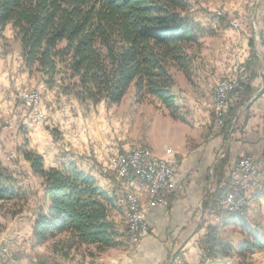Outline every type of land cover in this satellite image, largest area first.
<instances>
[{"label": "crops", "instance_id": "1", "mask_svg": "<svg viewBox=\"0 0 264 264\" xmlns=\"http://www.w3.org/2000/svg\"><path fill=\"white\" fill-rule=\"evenodd\" d=\"M229 4L234 16L251 13L256 24L249 30L245 26L211 30L218 32L220 40L202 46L193 58L195 73L190 70L188 76L179 71L172 85L177 118L156 99L135 103L134 91L125 94L118 104L101 100L93 105L63 92L59 80L48 85L39 72L28 70L21 60L14 30L11 25L5 27L0 36L3 167H16L22 162L31 173L19 149H32L43 157L47 167L75 164L93 175L102 188L115 193L102 174L109 156L143 144L159 157L176 160L173 188L166 195L168 206L147 210L150 227L137 243L97 253L93 245L83 244L65 256L48 246L50 264H211L201 257L203 229L196 231L199 214L211 213L208 196L226 184L231 159L248 156L258 162L264 160V0H232ZM234 43L242 57L244 82L252 92L237 107L234 118L231 104L225 126L214 132L212 88L221 76L234 72L230 52ZM35 86L41 90L40 106L48 114L44 124H35L31 112L21 108L18 99L21 90ZM135 193L141 196V189H135ZM44 199L49 201L45 194ZM203 201L208 205L202 206ZM112 217L124 219L120 212ZM31 237L33 240V228ZM86 247L94 254L87 253ZM179 250L181 257L175 258Z\"/></svg>", "mask_w": 264, "mask_h": 264}, {"label": "trees", "instance_id": "2", "mask_svg": "<svg viewBox=\"0 0 264 264\" xmlns=\"http://www.w3.org/2000/svg\"><path fill=\"white\" fill-rule=\"evenodd\" d=\"M187 7V0H0V36L11 25L28 70L48 85L59 80V89L83 103L118 104L133 84L135 103L156 99L177 118L170 69L188 75L186 46L203 34ZM251 92L245 83L244 98ZM240 105L233 106V118ZM24 157L49 199L33 223L37 243L65 234L51 245L63 256L83 244L97 252L127 244L125 224L119 231L111 214L118 210L115 193L75 164L46 167L34 151ZM225 189L208 196L213 207ZM22 193L0 160V202ZM238 214L230 213L231 219ZM208 237L212 246V233ZM225 245L218 241L214 247L227 254ZM258 251L264 252V239L257 235L244 236L234 249L237 257Z\"/></svg>", "mask_w": 264, "mask_h": 264}, {"label": "rangeland", "instance_id": "3", "mask_svg": "<svg viewBox=\"0 0 264 264\" xmlns=\"http://www.w3.org/2000/svg\"><path fill=\"white\" fill-rule=\"evenodd\" d=\"M230 1L232 0H187V15H189L193 19L196 25L199 24V26L203 29V34L198 37L197 41L186 46L185 52L188 57V71L191 70L190 72H193V74L195 73V62H193V58L196 56V52L198 50L200 51L202 46H211L213 44L215 45V43L218 42L221 38V36L217 37L218 32L213 33L211 31L212 29L225 30L229 26L233 28L232 22H229V20L231 19H239L242 22L240 28L244 26L248 30L254 28L256 22L251 19V13L247 12L246 14L240 16H234L235 14H233L232 10L233 6H230L229 4ZM217 11H221L223 14L216 15ZM18 42L19 43L17 44L20 48V41L18 40ZM235 45L237 46V44L235 43L230 45L231 54L233 50L232 48ZM13 47L14 46L12 44V48ZM22 58L21 60H23ZM179 71L180 70H178L176 67H172L170 69V73L173 76L174 80L175 78H178ZM219 79H217V81ZM244 85L245 82L243 81V87ZM34 89H37L40 93V102V100H42L41 90L36 86L25 88L18 94L21 108H23L24 110L26 109L30 111V109H27L23 106L19 97L22 95V92L25 94H34ZM132 91H134L133 84H131V86L127 90V93L129 94ZM212 100L213 108H217V99H214V86L212 88ZM246 101L247 99L244 98V93H242L240 99L233 102V106L237 105L238 103H241V105H243ZM31 114L32 116H37L39 114L38 106H31ZM228 119L229 118L227 115L225 124ZM212 123L213 126L218 124V117L216 113H213ZM219 130L220 129H214V132H217ZM21 145H24V143H21ZM17 146L19 147V145H16V150L18 151ZM145 147L153 152V150L150 149L149 146ZM19 151H22L24 155V151H32V149H25L22 147L21 149H19ZM241 157L231 159V165L228 166V171L226 170L225 174V178H227L228 180L226 184H224L217 190L221 189L222 191L223 187H228L231 169L235 161H237ZM107 159L104 165L105 169L102 170V174L106 176L108 182H110L114 187L118 210H116L115 208L111 211V214L112 216H117V213L120 212V214L124 216V219L123 217H121L119 220L114 219L119 231L123 232L122 229L124 227V224H127L124 204L125 197L123 196L124 189L122 188L114 173L109 169ZM255 162L257 163L258 170H256V172L253 174V180L245 189L246 204L242 214L239 213L241 217L234 216V218L231 219L230 213L225 214L217 209V207H219L218 201L224 195L226 189L218 199L217 207H213V205H211V213L203 214L201 212V214H199V225L196 231L199 233L201 229H203L201 231L203 232V236L200 241V245L202 247L201 257L207 258L211 264H264V252L258 251L254 254L245 256L243 255L242 257H237L234 253V249L238 247V243L243 239L244 236L257 235L264 239V160H262V162H258L257 160H255ZM25 166L27 167L25 163L21 162V164L16 163V167H4L7 172H9L13 176L14 183L16 184L17 188H20L23 191V193L22 195H18L16 198L10 201L0 202V264H50L52 261V254H50L48 246H51L54 241L63 239V236H65V234H60L54 239L40 244L37 243L34 239L31 240V229L33 228V223L37 217V214L40 209L46 207L49 201H46L44 199V190L41 177L34 174L33 172L30 173L29 171H27V168ZM259 191H262V193ZM133 194L137 196V194L135 193V189H133ZM207 201L210 202L209 199ZM149 227L147 231L149 230ZM127 233L129 238L126 239V241L127 243H131V231L127 230ZM210 233H212V236L214 237L212 246L207 244V240L209 239L208 235ZM218 241L226 244L225 246L227 249V254L218 252V247L217 249H215L214 246ZM85 249L87 253L91 255H93L94 252L97 253L96 250L92 252L89 247H86ZM181 253V250L177 251L175 253V258L181 257Z\"/></svg>", "mask_w": 264, "mask_h": 264}, {"label": "built area", "instance_id": "4", "mask_svg": "<svg viewBox=\"0 0 264 264\" xmlns=\"http://www.w3.org/2000/svg\"><path fill=\"white\" fill-rule=\"evenodd\" d=\"M217 11L216 15H222ZM232 26L239 29L242 22L231 19ZM234 72L221 77L214 84V99H217V108L213 113H218V124L214 129H221L231 104L240 99L243 93L244 65L237 46L232 48ZM22 94V95H21ZM20 100L24 107L38 106L39 116H32L35 124H44L48 120L47 113L41 108L39 91L34 89V94L21 93ZM153 160H160V167H153ZM107 164L120 182L123 196L130 203L127 214V230L131 231V244L139 241L141 235L149 227L146 212L149 208L166 209L168 206L167 192L173 188V176L176 172V160L172 157L165 158L146 152L144 145H134L127 151L116 153L108 157ZM258 170L257 163L248 156H242L235 161L231 172L226 194L221 199L217 209L225 214H242L246 204V188L253 180V174ZM133 189H141V196H133Z\"/></svg>", "mask_w": 264, "mask_h": 264}, {"label": "bare ground", "instance_id": "5", "mask_svg": "<svg viewBox=\"0 0 264 264\" xmlns=\"http://www.w3.org/2000/svg\"><path fill=\"white\" fill-rule=\"evenodd\" d=\"M217 117H218V113H216ZM39 116V114L37 115ZM145 151L146 152H151L148 148L145 147ZM153 167H160V160H153ZM226 192L224 193V195L220 198V200L218 201V205L220 206L221 203V199H223V197H225ZM133 196H135L133 194ZM124 204H125V216H126V220H127V214H128V210H130V203L127 202V200H124Z\"/></svg>", "mask_w": 264, "mask_h": 264}]
</instances>
